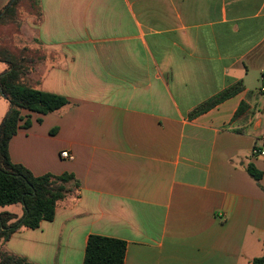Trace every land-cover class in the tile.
<instances>
[{
    "label": "crops",
    "instance_id": "crops-1",
    "mask_svg": "<svg viewBox=\"0 0 264 264\" xmlns=\"http://www.w3.org/2000/svg\"><path fill=\"white\" fill-rule=\"evenodd\" d=\"M11 1L0 0V12ZM39 7V24L26 26L38 53L26 80L70 105L48 115L23 111L10 158L36 177L71 174L79 187L52 222L22 228L0 253L83 264L89 237L98 235L127 243L125 264L262 257L264 157L252 151L264 147V0ZM0 64L1 76L9 66ZM237 84L239 94L190 117ZM9 109L0 96V124ZM249 165L263 174L260 183Z\"/></svg>",
    "mask_w": 264,
    "mask_h": 264
},
{
    "label": "trees",
    "instance_id": "trees-1",
    "mask_svg": "<svg viewBox=\"0 0 264 264\" xmlns=\"http://www.w3.org/2000/svg\"><path fill=\"white\" fill-rule=\"evenodd\" d=\"M23 0H12L0 12V24L14 21L17 7ZM39 5V0H34ZM0 62L9 66L0 76V96L10 104V109L0 124V208L17 206L22 215L4 212L0 214V245L22 228L38 229L42 222H52L56 209L79 187L75 176L47 174L36 177L10 158L9 145L18 133L24 120L23 111L48 115L70 105L67 98L42 92L26 81L34 64L32 59H15L11 54L0 56ZM243 90L241 84L234 85L196 108L190 117L204 114ZM31 125L27 120L26 128ZM248 173L260 183L263 174L254 166H248ZM264 245V242H263ZM127 243L120 239L91 235L88 239L83 264H125ZM0 264H31L26 258L0 253ZM252 264H264V255L253 260Z\"/></svg>",
    "mask_w": 264,
    "mask_h": 264
},
{
    "label": "rangeland",
    "instance_id": "rangeland-1",
    "mask_svg": "<svg viewBox=\"0 0 264 264\" xmlns=\"http://www.w3.org/2000/svg\"><path fill=\"white\" fill-rule=\"evenodd\" d=\"M14 18V21L9 20L6 24H0V56L11 54L15 59L36 60L38 53L31 51L29 45L34 39L26 33L28 32L26 26L28 20H32L35 25L39 24L41 20L39 5L34 4V0H23L17 7ZM0 67H5V64H0ZM17 208V206L0 208V214L4 212L19 214Z\"/></svg>",
    "mask_w": 264,
    "mask_h": 264
},
{
    "label": "built area",
    "instance_id": "built-area-1",
    "mask_svg": "<svg viewBox=\"0 0 264 264\" xmlns=\"http://www.w3.org/2000/svg\"><path fill=\"white\" fill-rule=\"evenodd\" d=\"M262 80H263V88L261 89V91L264 92V78ZM252 154L254 157H264V147L255 146L252 151ZM61 157L63 159H68V160L74 159V157L68 152H63L61 154Z\"/></svg>",
    "mask_w": 264,
    "mask_h": 264
},
{
    "label": "water",
    "instance_id": "water-1",
    "mask_svg": "<svg viewBox=\"0 0 264 264\" xmlns=\"http://www.w3.org/2000/svg\"><path fill=\"white\" fill-rule=\"evenodd\" d=\"M5 98V96H3Z\"/></svg>",
    "mask_w": 264,
    "mask_h": 264
}]
</instances>
